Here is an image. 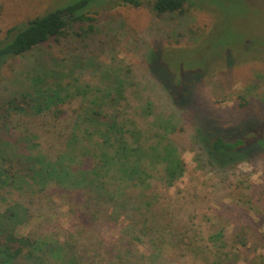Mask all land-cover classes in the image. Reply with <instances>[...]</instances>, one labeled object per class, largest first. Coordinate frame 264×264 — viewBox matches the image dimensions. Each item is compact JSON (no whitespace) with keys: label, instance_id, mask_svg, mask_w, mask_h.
<instances>
[{"label":"trees","instance_id":"1","mask_svg":"<svg viewBox=\"0 0 264 264\" xmlns=\"http://www.w3.org/2000/svg\"><path fill=\"white\" fill-rule=\"evenodd\" d=\"M88 2L49 11L0 39V123L7 120V128L16 114L42 119L50 142L44 144L39 131L0 130V264H240L248 245L244 232L229 239L225 225L209 232L195 215L180 224L172 217L185 206H177L168 190L187 169L182 146L169 135L181 125L180 107L197 82L167 89L161 67L153 65L150 85L135 84L142 91L164 86L172 110L166 116L151 97L133 106L126 90L135 79L121 66L102 71L103 89L71 79L86 67L102 70L96 62H28L18 69L10 62L73 28L78 36L95 32L96 17L82 12ZM184 5L157 0L153 8L162 16L183 13ZM132 91L144 100L142 91ZM74 104L79 108L71 110ZM244 134L239 125L195 130L200 169L223 178L229 168L264 153V135ZM186 201L193 205L192 197Z\"/></svg>","mask_w":264,"mask_h":264},{"label":"rangeland","instance_id":"2","mask_svg":"<svg viewBox=\"0 0 264 264\" xmlns=\"http://www.w3.org/2000/svg\"><path fill=\"white\" fill-rule=\"evenodd\" d=\"M77 1L81 0H0V39L10 28ZM124 1L89 0L82 12L96 17L95 32L78 36L73 28L67 37L51 39L33 55L10 62L16 69L28 62H82L84 67L96 62L102 70L92 72L86 67L71 74V79L103 89L107 84L102 82V71L121 66L135 79L126 90L133 106L151 97L155 110L166 116L172 110L164 86L160 92L142 91L135 84L150 85L153 65L161 67L167 89L169 83L197 82L180 107L181 125L169 135L182 146L187 169L168 190L177 206H185L172 217L180 224L189 214L195 215V221L209 232L225 225L229 239L244 232L248 245L241 249L240 264L248 260L264 264V153L239 162L220 178L221 173L200 169L192 143L195 130L206 125L225 130L239 125L245 134L257 130V135H264V0H184L183 13L162 16L153 8L157 0H140L139 7ZM8 69L13 71L10 65ZM5 77L10 86L13 76L9 72ZM133 88L142 91L144 100L134 95ZM77 108L76 104L70 107ZM8 120L7 128V120L1 121L0 130L39 131L42 142L50 143L47 133L43 135L48 132L44 120L17 114ZM191 197L189 206L186 200Z\"/></svg>","mask_w":264,"mask_h":264}]
</instances>
